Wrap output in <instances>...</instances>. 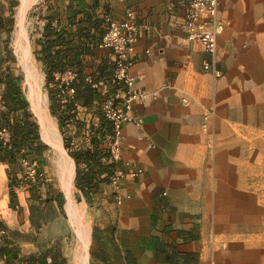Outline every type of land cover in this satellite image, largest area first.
I'll return each instance as SVG.
<instances>
[{
	"label": "crops",
	"instance_id": "crops-1",
	"mask_svg": "<svg viewBox=\"0 0 264 264\" xmlns=\"http://www.w3.org/2000/svg\"><path fill=\"white\" fill-rule=\"evenodd\" d=\"M9 1L0 0L2 19ZM44 3L46 17L38 47L47 44L45 38L53 42L51 59L61 64L53 71L65 66L78 71L74 114L78 127L68 151L97 149L102 142V127L91 125L93 116L100 113L99 93L87 88L85 94L83 89L86 75L108 77L112 73L110 51L96 46L104 30L103 15L120 19L126 9L136 14V63L131 74L134 87L146 96L128 112L122 127V157L116 165L140 171L134 178L126 175L119 186L103 180L102 174L96 175L87 192L77 188L93 213L91 264H183V260L184 264H208L204 223L212 207L221 205L220 191L227 188V176L237 175V184L245 180L244 157L239 163L238 153L234 166L232 155L228 163L224 143H244L237 128L250 124L247 96L256 92L253 81L264 78V0H217L224 28L217 37L215 58L188 37L183 0ZM2 23L0 20V34L4 32ZM46 24L52 33L45 37ZM39 55L48 69L41 51ZM7 68L8 62L0 54V80ZM4 90L5 82L0 81V119L7 111L2 104ZM20 91L22 96L21 86ZM65 106L61 104L58 110L63 116L69 110ZM5 114L12 124L13 114ZM211 127L216 133L209 131ZM71 160L75 186L76 168L86 171L89 165ZM9 170L8 163L0 160V264H45L44 260L62 264L66 253L62 248L61 254L56 253L57 238L34 229L30 221L26 200L33 184L28 185L22 170L16 168L9 179ZM9 182L15 194L12 199ZM43 193V199L48 195L56 203L52 191ZM232 250L229 246L223 249L222 255L227 257L223 261L233 260Z\"/></svg>",
	"mask_w": 264,
	"mask_h": 264
},
{
	"label": "rangeland",
	"instance_id": "rangeland-1",
	"mask_svg": "<svg viewBox=\"0 0 264 264\" xmlns=\"http://www.w3.org/2000/svg\"><path fill=\"white\" fill-rule=\"evenodd\" d=\"M29 1L24 19L28 36V57L34 63L35 69H37L39 87L46 99L49 119L54 123L58 140L70 157L69 151L63 144L64 132L57 126L55 117L50 114L46 70L39 55L41 49L38 47L40 46L38 41L43 38L46 3H44V0ZM7 4L8 9H5L3 19H1L4 28V32L0 34L1 54L8 62L9 71L16 76L17 82L22 88V96L28 103L27 109L30 114V120L36 124L40 140L44 144L41 155H36L32 152L27 154L20 153L18 155L19 160H17L14 168L22 170L21 174L23 177L21 160H36L41 175L35 182L36 193H34V196L29 193L30 196L26 200L29 218L34 229L44 230L48 233V236L57 238V243L54 245L59 251H61V248L63 249L66 253V264H70L77 244V237L65 210L67 196L60 183V178L65 174L64 169L68 167L70 160L64 155L65 158H68L65 160L54 146L41 137L38 118L32 112L27 98L25 71L21 55L14 45L16 16L20 0H10ZM216 55L217 53L211 55V58H215ZM246 74L248 72L245 71ZM220 75H222V72H217V76ZM245 80L247 84L250 82L249 79ZM252 86L256 92L249 97L247 96L249 98L247 102L249 106L247 119L252 118V120H247L250 124L246 127L237 128V133L239 136H243L241 138L244 143L231 140L224 143V159L228 157V163L232 155L234 156V166L238 164V153L240 154L239 163L242 161L241 157H244L245 180L244 183H241L240 180V183L237 184V175L230 174L227 176L229 180L226 183L227 188L220 191V194L222 192L221 195H223L221 205L212 207L209 219L204 223L209 242L208 264H264V78L261 80L255 79ZM215 130V127H211L209 131L216 133ZM61 159L64 160L61 161ZM60 164L62 165L60 166ZM27 184L30 185L28 182ZM231 186H233V190L230 189ZM47 189L52 191L54 196H57L56 203L44 202L43 194L45 193L43 191L46 192ZM70 191L75 203L81 207L90 234L93 220L92 209L83 200L74 184ZM38 196H40V200ZM227 246L234 248L230 254L233 260L225 262L223 259L227 257L223 256L222 253ZM239 248H242V250L239 251ZM239 257L240 259L243 257L240 262L237 261ZM89 264H91L90 254Z\"/></svg>",
	"mask_w": 264,
	"mask_h": 264
},
{
	"label": "built area",
	"instance_id": "built-area-1",
	"mask_svg": "<svg viewBox=\"0 0 264 264\" xmlns=\"http://www.w3.org/2000/svg\"><path fill=\"white\" fill-rule=\"evenodd\" d=\"M135 12L131 9L124 11L120 19L113 18L110 14L103 15L104 30L96 46L110 51L112 58V73L108 77H94L90 74L84 78V85L99 93L100 115L93 116L91 125L97 126L103 117L108 126L102 129L101 144L97 146L102 153L108 155V161L115 167L104 173L110 183L119 186L121 180L127 175L134 178L138 175V169L126 171L116 165L122 157V127L128 120V112L146 96L142 89L135 88V77L131 69L136 63V23ZM183 18L190 39L197 40L203 49L214 55L217 49V37L223 31V20L217 13V0H183ZM208 66H206L207 68ZM53 80L50 86L59 89L57 98L63 105L73 100L75 94V80L77 72L71 66H65L61 71L52 73ZM77 108L78 102L74 101ZM65 131L72 136L77 132V126L73 121L65 123ZM9 138L6 127L0 128V140L4 143ZM23 166V180L29 183L35 182L39 176L36 163L28 159L21 160ZM120 203L121 198L116 197Z\"/></svg>",
	"mask_w": 264,
	"mask_h": 264
},
{
	"label": "trees",
	"instance_id": "trees-1",
	"mask_svg": "<svg viewBox=\"0 0 264 264\" xmlns=\"http://www.w3.org/2000/svg\"><path fill=\"white\" fill-rule=\"evenodd\" d=\"M2 18H0L1 20ZM44 33L45 37L47 35H51V30L49 24L45 25L44 28ZM45 43L41 48L42 52V59L49 64H47L48 69H46V87L48 89V94H49V99H50V114L52 116L57 117L59 127L63 130L64 135H63V144L65 148H69L70 144V139L71 136L68 135L65 131V123L67 121H73L76 126L78 127V121L75 119V111L76 107L74 105V101H77L76 98V83L75 80H73V85L75 86V94L73 97L72 101H69L66 103L65 107H69L68 113L63 116L58 113L59 108L61 107V103L59 102L57 98V94L59 89L57 87L50 86V82L53 80V69H58V67L61 65L60 62L55 61L51 59V50L53 48V42H48L47 38H45ZM57 54H60L59 51H55ZM1 54V53H0ZM50 66V68H49ZM75 69V68H74ZM62 69H60L61 71ZM76 70V69H75ZM55 71V70H54ZM59 71V70H58ZM78 76V71L76 70ZM75 78V79H76ZM2 82H5V90L2 95V104L6 108L8 113L13 114V123L9 124L6 120V114L3 112L1 114V121L0 122V128L6 127L9 131V138L8 140L4 143L2 140H0V160L8 163L10 170L7 171V175L9 179H11L12 175L11 172H13V169L17 163V158L18 155L21 153H35L36 155H41L42 151L44 149V144L41 142L37 126L34 122L30 120V114L27 109L28 103L27 100L21 96V91H20V84L17 82L16 76L13 75L9 71V68H7V74L4 78V80H0ZM85 90L83 89V93L87 94V89L88 87L85 86ZM68 105V106H67ZM73 110V111H72ZM100 115V113H99ZM100 126L102 129H106L108 126V122L101 117L100 118ZM69 155L74 159V161L78 164L79 161H84L89 165L88 169L86 171H82L78 167L76 168V175H75V186L82 191H88L91 187V183H93V180L97 177L96 175H102L104 173H107L111 171L115 165L113 162L108 161V155L106 153H102L98 148L96 149L95 147L92 150H71L69 151ZM34 161L36 163V160H30ZM37 166V164H36ZM38 168V166H37ZM39 170V168H38ZM41 175L40 170H39V176ZM39 176L35 180V182L39 179ZM103 180L109 181V179L104 176ZM35 182H32V186L30 188L31 195L34 196V193H36V186ZM12 183L9 182V187H10V197L11 199L14 197V191L12 189ZM39 200H40V196ZM44 202H52V198H50L48 195L44 199ZM61 205V203H59ZM54 246V245H53ZM1 247V246H0ZM1 250V248H0ZM56 253L61 254V251H59L56 248ZM45 264H54L53 261L47 263L46 260H44ZM184 264V260L182 262ZM62 264H66L65 258L62 257Z\"/></svg>",
	"mask_w": 264,
	"mask_h": 264
},
{
	"label": "bare ground",
	"instance_id": "bare-ground-1",
	"mask_svg": "<svg viewBox=\"0 0 264 264\" xmlns=\"http://www.w3.org/2000/svg\"><path fill=\"white\" fill-rule=\"evenodd\" d=\"M29 3H30L29 0H20V5L16 16L14 45L17 51L21 55V61L23 63L24 71H25L27 98L30 103V108L32 112L38 118V122L41 128L40 131L41 137L46 142L54 146L60 155H62L64 158L65 156H67L70 160V164L68 165L67 168L64 169L65 174L60 178L61 186L64 188L67 196V200L65 203V210L70 218L71 224L73 226L74 232L77 237V244L73 251L72 260L70 264H89V251H88L89 241H90L89 230L87 228V224L83 217L81 207H79V205L75 203L70 191L73 185V174H74V170L71 165L72 160L64 151L56 135L55 125L49 119L46 99L41 93L39 87V82H38L39 75L37 69H35L34 63L28 57V36L26 32L24 19H25V12L27 11V7L29 6ZM68 158H65V160ZM63 160L61 159V161ZM61 165L62 164H60V166Z\"/></svg>",
	"mask_w": 264,
	"mask_h": 264
}]
</instances>
